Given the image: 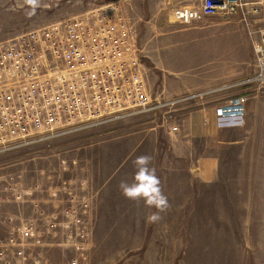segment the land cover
I'll return each mask as SVG.
<instances>
[{"label":"rangeland","instance_id":"rangeland-1","mask_svg":"<svg viewBox=\"0 0 264 264\" xmlns=\"http://www.w3.org/2000/svg\"><path fill=\"white\" fill-rule=\"evenodd\" d=\"M180 2L189 0H42L36 15L27 18L22 0H0V41L114 4L131 18L139 44L151 55L143 62L152 91L186 95L203 88L174 95L164 91V79L174 73L154 62L147 39L156 28L146 33L153 13L171 28L192 27L173 17ZM199 24L243 29L250 41L238 57L243 72L210 85L255 72L253 43L259 34H250L240 15L208 17ZM250 24L264 27V8ZM183 74L194 79L195 72ZM238 93L255 98L251 117L260 128L230 159L225 146L210 148L204 139L193 146L180 140L179 131L170 133L188 110ZM172 113L169 121L161 111L148 112L56 138H44L45 133L37 141L32 140L42 131L34 129L30 134L36 137L0 143V264H264V95L240 87L188 101ZM190 154L218 156L220 176L212 182L194 176L193 167L204 161ZM141 155L152 156L149 166L171 205L156 223L147 222L155 208L126 199L118 188L122 179L132 182L133 160Z\"/></svg>","mask_w":264,"mask_h":264},{"label":"built area","instance_id":"built-area-1","mask_svg":"<svg viewBox=\"0 0 264 264\" xmlns=\"http://www.w3.org/2000/svg\"><path fill=\"white\" fill-rule=\"evenodd\" d=\"M263 8L264 0H189L175 7V20L186 26L240 15L259 37L252 75L174 97L152 91L135 24L114 4L0 41V143L36 137L30 134L34 129L42 131L32 140L37 141L45 133L56 138L148 112L161 111L169 121L188 101L240 87L264 95V27L250 24ZM247 101L246 93L218 99L220 125H244Z\"/></svg>","mask_w":264,"mask_h":264},{"label":"crops","instance_id":"crops-1","mask_svg":"<svg viewBox=\"0 0 264 264\" xmlns=\"http://www.w3.org/2000/svg\"><path fill=\"white\" fill-rule=\"evenodd\" d=\"M165 1L166 3L177 2V0ZM180 5L182 2L177 6ZM149 22L152 26L147 25L146 33L149 28L152 30L156 28L157 31L147 39L151 41L150 46L152 45L151 47L155 50L154 62L167 64L168 71L174 73L166 81L164 79L165 82L163 81L164 91L168 94L174 95L195 88H204L211 83L243 72L242 63L238 57L248 51L250 46L249 37L243 29L228 26L220 30L219 27H209L199 23L191 25L192 27L188 29L171 28L169 24L163 25V16L158 13H153ZM217 32L221 33L216 34ZM141 49L142 59L143 57L151 58V55H145V49L142 47ZM190 70L195 72L194 79L183 74ZM257 95L260 94L257 92ZM252 100L255 98L250 99L248 96L246 123L235 127L220 125L217 116L219 102H202L188 110L189 112L180 119L178 130H176L179 131L178 137L181 141L193 146L199 139H204L210 148L225 146L226 158L230 159L229 156L236 151L237 146H245L259 132V123L251 117L252 107L255 105ZM173 132L172 129L170 133L174 134ZM190 155L193 159L195 157L197 162L204 161L200 162L199 167H193L194 176L211 182L220 176L218 156L215 154ZM179 156L182 158L181 154Z\"/></svg>","mask_w":264,"mask_h":264},{"label":"clouds","instance_id":"clouds-1","mask_svg":"<svg viewBox=\"0 0 264 264\" xmlns=\"http://www.w3.org/2000/svg\"><path fill=\"white\" fill-rule=\"evenodd\" d=\"M25 9V16L31 18L36 15L39 8L43 6L42 0H22L20 5ZM242 123V121H241ZM152 156L141 155L133 160L135 172L132 176V182L122 179L118 188L121 194L128 200L139 203L149 208H155L157 211L147 216L148 223H156L163 217L160 213L167 212L171 205L168 197L164 194L161 187V180L156 174V169L150 167Z\"/></svg>","mask_w":264,"mask_h":264}]
</instances>
